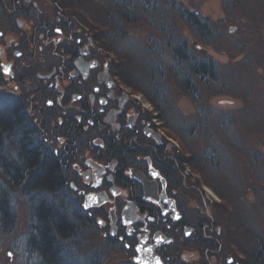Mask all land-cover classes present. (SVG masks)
<instances>
[{
    "label": "rangeland",
    "instance_id": "obj_1",
    "mask_svg": "<svg viewBox=\"0 0 264 264\" xmlns=\"http://www.w3.org/2000/svg\"><path fill=\"white\" fill-rule=\"evenodd\" d=\"M32 1L45 17L57 13L68 21L76 33L73 41L91 32L82 21L96 28L105 22L101 6L106 7L105 0ZM151 2L155 10H144L141 2L133 0L138 18L118 20L103 30L104 43L96 42L99 53L115 68L121 86L146 112L159 117L160 132L168 139L164 141L182 159L177 181L179 196L184 199L179 206L186 217H216L226 241L253 251L258 241L264 244V0ZM171 2L208 20L211 37L206 42L197 39L170 7ZM8 9L0 4V31L6 39L20 38L12 35L16 17L12 15L10 20ZM91 15L97 24L94 19L90 22ZM21 19L29 22L31 18ZM22 31L24 36L28 33V29ZM181 40L190 53L216 64L215 82L190 78L197 94L181 87L186 69L176 64L171 52L172 44ZM30 57L24 51L16 61L17 69L39 64V55L28 63ZM51 62L59 64L54 59ZM152 67L155 70L150 76ZM33 107L27 104L29 115H33ZM14 197L16 222L11 232L0 237V264H27L24 243L29 211L18 193ZM103 237L94 224L83 227L77 237L78 258L87 263L94 259L95 264H126L121 249L107 247Z\"/></svg>",
    "mask_w": 264,
    "mask_h": 264
},
{
    "label": "flooded vegetation",
    "instance_id": "obj_2",
    "mask_svg": "<svg viewBox=\"0 0 264 264\" xmlns=\"http://www.w3.org/2000/svg\"><path fill=\"white\" fill-rule=\"evenodd\" d=\"M0 4L21 36L0 31V92L34 104L28 115L45 147L67 157L63 196L106 246L120 248L126 264H254L223 238L216 217H186L178 181L167 174L178 165L159 117L121 86L92 33L73 41L69 22L45 17L32 0ZM24 51L39 64L18 70Z\"/></svg>",
    "mask_w": 264,
    "mask_h": 264
},
{
    "label": "trees",
    "instance_id": "obj_3",
    "mask_svg": "<svg viewBox=\"0 0 264 264\" xmlns=\"http://www.w3.org/2000/svg\"><path fill=\"white\" fill-rule=\"evenodd\" d=\"M54 1L61 4L62 0ZM105 1L106 7L101 4L105 24L98 21L99 26L96 28L97 26H87L82 21L90 29L94 41L101 43H104L100 36L103 30L112 28L118 20L133 22L138 18L133 0ZM137 1L141 2L140 6L144 10H155L151 8V0ZM170 7L190 26L197 39L206 42L211 37L213 28L208 20L175 2H171ZM90 17V22L96 23L95 16ZM173 44L171 52L176 64L186 69L181 80V87L185 92L197 94L196 86L190 78L201 83L216 81V64L212 59H200L193 55L183 40ZM154 70L153 67L149 68L148 74L152 76ZM115 75L118 77L117 73ZM27 104L29 105L28 101L18 96L0 92V237L11 232L15 226L13 199L15 193H18L26 201L29 211L24 243L27 264H95L94 259L87 263L77 256V237L90 222L85 217H78L70 199L63 196L67 157L64 152L53 153L46 150L41 131L34 127L27 113ZM175 157L176 164H182V159L176 153ZM213 162L214 165L217 164L216 161ZM171 165L172 163L168 165L167 174L174 176ZM247 256L249 262H264V244L258 241L256 251L249 250Z\"/></svg>",
    "mask_w": 264,
    "mask_h": 264
},
{
    "label": "bare ground",
    "instance_id": "obj_4",
    "mask_svg": "<svg viewBox=\"0 0 264 264\" xmlns=\"http://www.w3.org/2000/svg\"><path fill=\"white\" fill-rule=\"evenodd\" d=\"M179 171H174L173 173V177H175L177 179V175H178ZM205 192H209L211 195H213L210 191H208L207 189L205 190ZM208 194V193H207Z\"/></svg>",
    "mask_w": 264,
    "mask_h": 264
}]
</instances>
